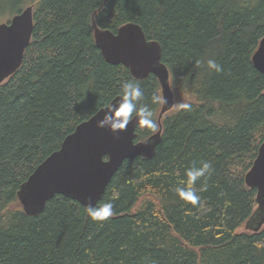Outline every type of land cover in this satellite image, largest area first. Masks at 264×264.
Instances as JSON below:
<instances>
[{
  "label": "trees",
  "instance_id": "trees-1",
  "mask_svg": "<svg viewBox=\"0 0 264 264\" xmlns=\"http://www.w3.org/2000/svg\"><path fill=\"white\" fill-rule=\"evenodd\" d=\"M27 6L30 43L0 84V264H264V225L237 231L256 207L244 175L264 141V75L251 60L264 36V0H0V17ZM93 21L112 32L137 23L160 44L174 107L154 156L125 159L108 183L97 204H113L107 220L61 194L29 216L20 184L124 82L140 84L157 122L158 79L108 63ZM135 132L136 141L154 133ZM202 162L212 172L191 185L200 197L193 205L176 188Z\"/></svg>",
  "mask_w": 264,
  "mask_h": 264
},
{
  "label": "water",
  "instance_id": "water-1",
  "mask_svg": "<svg viewBox=\"0 0 264 264\" xmlns=\"http://www.w3.org/2000/svg\"><path fill=\"white\" fill-rule=\"evenodd\" d=\"M33 31L32 6L0 22V84L21 65ZM93 38L102 57L112 65H122L131 76L143 80L154 75L161 87V102L157 114V131L143 140H135L138 123L133 120L122 132L113 134L108 128H98L106 106L78 123L65 136L60 147L40 162L23 181L17 198L25 214L34 216L43 211L46 202L56 194L76 200L87 209L97 206L111 178L125 159L137 156L151 158L161 140L164 114L174 107V93L169 72L161 61L160 44L145 36L134 22L119 26L116 32L97 27L93 21ZM254 67L264 75V36L251 57ZM118 98L115 96L110 102ZM245 184L256 190V207L243 228L258 232L264 225V141L259 145L250 169L244 175Z\"/></svg>",
  "mask_w": 264,
  "mask_h": 264
},
{
  "label": "clouds",
  "instance_id": "clouds-1",
  "mask_svg": "<svg viewBox=\"0 0 264 264\" xmlns=\"http://www.w3.org/2000/svg\"><path fill=\"white\" fill-rule=\"evenodd\" d=\"M201 63L200 60L196 61L197 66H200ZM206 63L209 69L214 70L217 73L223 71L221 65L214 59H208ZM143 99L144 92L138 82H124L121 85L118 98L104 108L106 111L104 112L103 118L97 121L96 126L98 128H108L109 131L116 134L125 131L130 122L135 120L140 128H148L153 132H156L158 127L157 122L153 118V112L149 106L142 103ZM151 102L153 104L160 102L166 103V99L158 94H153ZM178 108L190 111L191 104L180 103ZM211 172L212 165L210 162H202L199 168L193 166L186 170L188 186L177 187L176 192L178 196L181 199L196 205L200 201V197L196 195L191 185H193L198 178L205 176V174L210 176ZM86 210L88 216L92 220L105 221L113 214V204L111 202H106L99 206H94L89 203Z\"/></svg>",
  "mask_w": 264,
  "mask_h": 264
},
{
  "label": "rangeland",
  "instance_id": "rangeland-1",
  "mask_svg": "<svg viewBox=\"0 0 264 264\" xmlns=\"http://www.w3.org/2000/svg\"><path fill=\"white\" fill-rule=\"evenodd\" d=\"M7 18H8L7 15H6V16H2V17H0V22L7 21ZM171 111H172V109H171ZM157 113H158V110H157V112H156L155 115H157ZM242 229H243V226H241L237 231H242Z\"/></svg>",
  "mask_w": 264,
  "mask_h": 264
}]
</instances>
